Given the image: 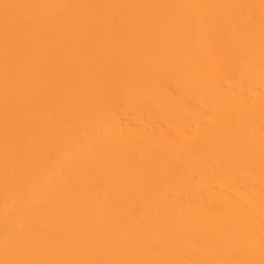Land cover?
<instances>
[{
    "label": "bare ground",
    "instance_id": "6f19581e",
    "mask_svg": "<svg viewBox=\"0 0 264 264\" xmlns=\"http://www.w3.org/2000/svg\"><path fill=\"white\" fill-rule=\"evenodd\" d=\"M259 254L264 0H0V264Z\"/></svg>",
    "mask_w": 264,
    "mask_h": 264
},
{
    "label": "rangeland",
    "instance_id": "374dc122",
    "mask_svg": "<svg viewBox=\"0 0 264 264\" xmlns=\"http://www.w3.org/2000/svg\"><path fill=\"white\" fill-rule=\"evenodd\" d=\"M261 256H262V255L259 254V255L257 256V258H256V260H259V259L261 260V261L259 260V263H261V262L264 260V259H262L264 255H263L262 257H261ZM233 258H234V257H233ZM251 258H252V257H251ZM251 258H250V259H251ZM250 259L248 258V260H250Z\"/></svg>",
    "mask_w": 264,
    "mask_h": 264
}]
</instances>
